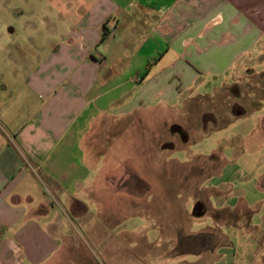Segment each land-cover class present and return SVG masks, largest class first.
<instances>
[{
  "label": "crops",
  "instance_id": "0c3cea01",
  "mask_svg": "<svg viewBox=\"0 0 264 264\" xmlns=\"http://www.w3.org/2000/svg\"><path fill=\"white\" fill-rule=\"evenodd\" d=\"M184 94L229 102L241 141L264 143V0H0V264H64L73 223L98 199L81 142ZM260 178L257 201L240 200L253 217Z\"/></svg>",
  "mask_w": 264,
  "mask_h": 264
},
{
  "label": "rangeland",
  "instance_id": "374dc122",
  "mask_svg": "<svg viewBox=\"0 0 264 264\" xmlns=\"http://www.w3.org/2000/svg\"><path fill=\"white\" fill-rule=\"evenodd\" d=\"M206 80L200 94L212 96L219 81ZM229 94L232 102L234 90ZM194 95L147 108L127 127L124 117L105 120L96 141L81 142L93 154L98 199L86 205L83 222L73 223L80 231L64 264H264V212L253 217L252 206L240 205L259 197L264 143L241 141L229 102ZM247 123L261 134L263 126ZM92 228L99 237L91 239Z\"/></svg>",
  "mask_w": 264,
  "mask_h": 264
}]
</instances>
